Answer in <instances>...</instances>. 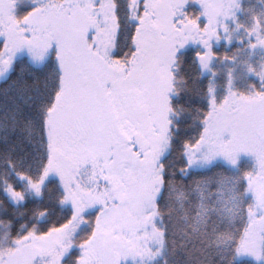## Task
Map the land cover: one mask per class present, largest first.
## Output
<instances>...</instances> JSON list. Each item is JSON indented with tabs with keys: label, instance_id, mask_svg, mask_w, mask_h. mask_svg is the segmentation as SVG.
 I'll return each instance as SVG.
<instances>
[{
	"label": "snow or ice",
	"instance_id": "obj_1",
	"mask_svg": "<svg viewBox=\"0 0 264 264\" xmlns=\"http://www.w3.org/2000/svg\"><path fill=\"white\" fill-rule=\"evenodd\" d=\"M257 3L0 0V264H264Z\"/></svg>",
	"mask_w": 264,
	"mask_h": 264
},
{
	"label": "trees",
	"instance_id": "obj_2",
	"mask_svg": "<svg viewBox=\"0 0 264 264\" xmlns=\"http://www.w3.org/2000/svg\"><path fill=\"white\" fill-rule=\"evenodd\" d=\"M248 3H250L251 5H255L257 8L260 7V5L257 3V0H248ZM243 19V17H242ZM219 52L223 53L224 51H230V49H226L224 46V43L220 44L218 46L217 49ZM264 55V51H258L257 53V59L259 58V56ZM214 67H216V69L218 70V72L221 74L220 77H218V84L222 85V77H223V73L227 70L228 67H230V65L224 64V63H217L216 65H214ZM193 73L195 74V69H193ZM183 75V73H181ZM237 85L238 86H243V75L242 73L238 70L237 71ZM179 87H183V85H178ZM224 89L222 86L217 88V95L221 96L223 95ZM185 96V93H181V98L180 99H176L174 98V102L183 106H187L185 99L183 98ZM11 211V210H10ZM4 229L2 227H0V243L3 242V235H4Z\"/></svg>",
	"mask_w": 264,
	"mask_h": 264
},
{
	"label": "rangeland",
	"instance_id": "obj_3",
	"mask_svg": "<svg viewBox=\"0 0 264 264\" xmlns=\"http://www.w3.org/2000/svg\"><path fill=\"white\" fill-rule=\"evenodd\" d=\"M223 42H221V44H222Z\"/></svg>",
	"mask_w": 264,
	"mask_h": 264
}]
</instances>
